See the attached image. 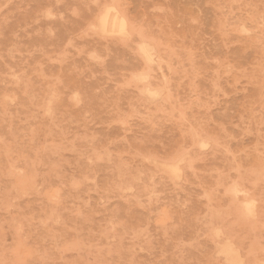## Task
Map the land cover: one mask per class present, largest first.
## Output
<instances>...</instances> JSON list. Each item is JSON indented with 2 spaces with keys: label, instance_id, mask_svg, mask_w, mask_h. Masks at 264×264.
<instances>
[{
  "label": "rangeland",
  "instance_id": "374dc122",
  "mask_svg": "<svg viewBox=\"0 0 264 264\" xmlns=\"http://www.w3.org/2000/svg\"><path fill=\"white\" fill-rule=\"evenodd\" d=\"M0 264H264V0H0Z\"/></svg>",
  "mask_w": 264,
  "mask_h": 264
},
{
  "label": "bare ground",
  "instance_id": "6f19581e",
  "mask_svg": "<svg viewBox=\"0 0 264 264\" xmlns=\"http://www.w3.org/2000/svg\"><path fill=\"white\" fill-rule=\"evenodd\" d=\"M110 4L112 5V3H110ZM110 4H109L108 6H110ZM118 4H119V3H118ZM97 6H98V5H97ZM114 6H117V5L115 4ZM123 6H124V5H123ZM121 7H122V6H121ZM125 7H126V6H125ZM118 8H119V6H118ZM116 9H117V8H116ZM121 9H122V8H121ZM220 9H221V8H220ZM111 10H112V9H110L109 11L111 12ZM116 11H117V10H116ZM101 12L103 13L104 10L101 11ZM101 12H100V13H101ZM118 12H119V11H118ZM124 12H125V11H124ZM100 13H99V15H100ZM108 13H109V12H108ZM119 13H120V12H119ZM119 13H118V14H119ZM125 15H126V13H125ZM127 16H128V15H127ZM106 17H107V16H106ZM128 17H129V16H128ZM103 19H104V18H103ZM103 19H102V20H103ZM107 19H108V18H106V19L104 20V23H105V24L108 23V20H107ZM116 19H117V17H116ZM123 19H124V16H123ZM123 19H122V22H124ZM125 20H126V19H125ZM130 21H131V20H130ZM214 23H215V22H214ZM93 24H94V23H93ZM124 24H125V23H124ZM128 24H129V23H128ZM131 24H132V23H131ZM115 25H116V24H115ZM115 25H114V26H115ZM121 25H123V23H122ZM94 26H95V25H94ZM125 26H126V25H125ZM130 27L132 28V26H130ZM133 27H134V26H133ZM114 28H115V27H114ZM123 29H125V27H124ZM133 29H134V28H133ZM133 29H132V30H133ZM121 30H122V28H121ZM129 30L131 31L130 28H129ZM121 32H122V31H121ZM123 32H124V31H123ZM131 32H132V31H131ZM55 44H56V43H55ZM140 47H141V46H140ZM144 47H145V46H144ZM144 47H143V48H144ZM141 48H142V47H141ZM143 48L141 49L142 51L144 50ZM147 48H148V46H147ZM146 50H147V49H146V47H145V51H146ZM146 52H147V51H146ZM146 52H144V53H146ZM147 54H148V53H147ZM145 56H146V55H145ZM146 57L148 58V56H146ZM151 58H152V57H151ZM150 61H151V60H150ZM153 61H154V60H153ZM259 63H260V62H259ZM262 78H263V77H262ZM147 92H148V91H147ZM246 93H247V92H246ZM202 149H203V148H202ZM198 156H199V155H198ZM83 158H84V157H83ZM165 168H166V166H165ZM175 168H176V167H175ZM173 170H174V169H173ZM174 171H175V170H174ZM176 171H177V169H176ZM176 171H175V172H176ZM235 193H236V192H235ZM233 194H234V193H233ZM248 202H249V201H248ZM246 203H247V202H246ZM249 206H250V205H249ZM246 208H247V207H246ZM248 208H249V207H248ZM248 208H247V211H249ZM250 208H251V207H250ZM250 212H251V211H250ZM220 233H221V232H220ZM227 247H228V246H227ZM228 248H229V247H228ZM224 250H225V249H224ZM237 251H238V250H237ZM222 252H224V251H222ZM230 252H231V251H230ZM238 252H239V251H238ZM227 253H228V252H227ZM233 253H234V252H233ZM230 255H231V254H230ZM241 261H242V260H241ZM238 262H239V261H238ZM243 262H244V261H243ZM234 263H235V262H234Z\"/></svg>",
  "mask_w": 264,
  "mask_h": 264
}]
</instances>
